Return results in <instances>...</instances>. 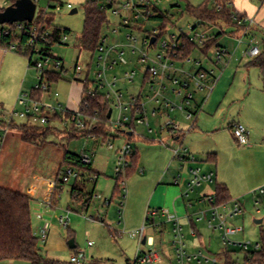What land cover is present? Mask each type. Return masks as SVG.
<instances>
[{
    "label": "rangeland",
    "instance_id": "obj_1",
    "mask_svg": "<svg viewBox=\"0 0 264 264\" xmlns=\"http://www.w3.org/2000/svg\"><path fill=\"white\" fill-rule=\"evenodd\" d=\"M98 1L107 7L109 21L102 29L103 43L115 47L111 58L116 59L123 52L128 61L126 64L119 62L108 69L107 77L112 80L114 77L119 78L117 88L126 95H138L142 90L148 63L141 61L139 52H132L128 35L133 33L138 39L137 46L142 47L146 34L161 27L163 21L140 16L137 20L132 19V22L141 29H130L122 26L124 17L129 14L125 8L127 0ZM206 1L152 0L153 5L172 22L163 34V39L171 34H187L192 26H198L196 30H205L210 36L222 33L218 46L229 51V55L224 57L223 63L219 65L214 63V50L218 46L212 48L208 54L199 48L195 49L190 55V62L175 61L177 67L185 68L194 65L199 67L196 64L199 62L204 68L213 70L214 77H218L211 93L207 89L196 92L193 100L195 104H201L204 98L207 99L203 109L193 119L197 121L195 127L184 137V146L195 152L198 160L195 164L173 160V150L169 144L175 145L176 142L169 139L172 135L163 127L164 123L173 119L181 127L188 129L193 121H188L181 110L168 111L164 106L158 109V115H153V108L159 104L146 97L143 101L146 102L149 126L136 124L135 134L130 138L122 132L115 137L70 138L67 126L62 122L53 121L47 136L32 137L30 141H24L22 136L25 134L21 129L24 121L19 117L11 120L5 132V121L10 119L20 91L31 92L39 83V75L35 65L29 66L27 56L18 50L5 52L4 47L0 46V137H3L0 144V186L25 193L32 198L35 233L39 236L38 231L45 221L46 227L50 229L46 245L39 242L42 252L58 260L59 264H73L71 256L79 251L87 252V261H90L87 264L132 263L139 245L138 238L133 233L143 226L151 199L154 202L150 206L155 207L152 204H158L156 199L159 196L168 200V203L176 199L175 206L178 210L170 204L161 207L182 217L186 250L190 254L201 250L209 256H216L222 263L224 258L221 253L230 250L234 251V258L242 263L247 251L243 247L244 243L250 244V250H253L257 243L263 244L264 194L257 192V189L258 184H261L259 179L264 173V67L249 65L251 59L243 56L247 43L239 44L238 37L230 32L231 27L221 23L198 25V21L188 13L187 5L199 6ZM10 2L11 0H0V8L6 7ZM86 2L87 0L38 2V10L46 9L50 4H62V9L55 11L54 24L69 30L67 42L51 47L52 53L63 59L68 71L63 73L62 80L52 85L45 100L55 105L61 103L72 109L79 107L83 95L82 84L74 81L75 64L79 61L87 68L92 62L91 78H94L99 70L95 64L97 55L91 60L92 54L88 51L81 52L78 46L84 27ZM69 3L73 5V9H77L76 13H72L73 9L66 8ZM256 35L263 49V34L256 30ZM157 48L159 44L153 47L151 54L155 55ZM37 59H40V56L34 54L32 61ZM133 70L137 73L134 81L130 82L125 79V73ZM214 77L208 78L207 82L212 84ZM56 92L59 96L55 95ZM165 92L166 97L170 98L169 90ZM143 94L153 95L148 85L144 86ZM173 99L181 101L175 95ZM116 115L114 113V117ZM240 121L245 122L251 132L261 130L263 135L248 145L240 144L233 131L234 124ZM125 141L130 142L139 155V165L133 174L126 176V189L123 190L119 186L116 188L115 149ZM110 143L114 144L115 149L110 148ZM66 151L77 155L87 152L92 156V163L87 166V174L81 179L80 189L74 192L81 194L79 198L71 194L73 181L62 190L57 185L58 178L66 167ZM212 154L216 155L215 161L209 159ZM191 166H201L203 172L214 170L217 173V181L203 183L189 195L182 197L181 194L188 190V181L184 182L183 179L188 178ZM179 173L182 174V180L176 184L174 177ZM217 182H224L228 186L230 200L222 203L217 201ZM203 193H213L214 204L219 206V212L226 217V227L236 229L228 234L231 241L228 246L223 241L225 229L211 228L207 220L196 222V234H192L193 228L189 219L198 217L202 211H207L210 215L212 208L211 203L199 200ZM236 203L241 205L242 210L234 214ZM38 214L44 219L39 218ZM259 219H262L261 223L256 222ZM63 221H67L68 225L65 226ZM145 234L154 236L159 246L166 245L164 261L160 264H179L173 245L175 238L171 224L166 223L163 232L147 225ZM72 238L76 244L74 249L68 244ZM89 242H92V245L89 246ZM147 249L148 246H141L142 251ZM3 264L29 263L14 261Z\"/></svg>",
    "mask_w": 264,
    "mask_h": 264
},
{
    "label": "built area",
    "instance_id": "obj_2",
    "mask_svg": "<svg viewBox=\"0 0 264 264\" xmlns=\"http://www.w3.org/2000/svg\"><path fill=\"white\" fill-rule=\"evenodd\" d=\"M34 1L37 4V15L40 10H38L39 0ZM228 4L232 5L230 1ZM62 7V4L53 5V7L49 5L44 10L55 12L61 10ZM153 7H155V5H153L152 0H127L125 8L129 14L124 17L122 26L130 29H137V24L132 22V19L137 20L140 16L149 19L150 17L156 16L157 12L153 10ZM66 8L73 9V5L69 3ZM220 8L221 7H219V9ZM115 11L117 12V10ZM234 20L238 26L242 27L241 30H239V44H243L244 42L247 43V47L243 50V56L249 59H254L260 56L262 53L261 43L258 41L256 36L252 35V30L255 25L254 17L241 15L237 12L234 16ZM8 25L9 24L2 25L6 27V29L1 28L0 26V36L3 31L7 30ZM17 28L24 29V22H17ZM196 29L197 26H192L190 32L185 35L190 42L199 46H204L212 36H210L205 30L198 31ZM32 30V38L22 50L25 51L28 47L34 46L35 52L33 55L38 54L40 56V59H37L34 62L39 75V83H37L34 89H36V91H40V96H35L32 92H26L24 90L20 91L17 97L16 106L10 113V119L5 121V132H7L10 122L14 119V117H19L30 125L43 127L50 125L52 123V118L55 115L60 114L63 116L61 122L65 126L71 125L78 133L87 135L92 139H97V134L92 132L97 119L86 115L80 107L86 97H104L106 100L110 101L112 105V114L109 118L110 122L108 124L109 136L115 137L119 134V132L124 134L126 132H130V135H133L135 134L136 124L149 126L146 102L143 101L145 97L148 100H154L155 103L159 104L158 107L153 108V115H158V109H162L164 106V108L168 111H175L178 109L181 110L185 113V117L188 121H193L194 117L203 109L204 103L207 100L204 98L201 104H195V102H193L195 99V93L206 89L209 90V93H211L218 81V77H214L213 70L204 68L201 64H199V62H196L199 67H196L195 65L191 68L177 67L175 61L180 58L179 49L185 45V41L181 39L184 33H180L179 35L171 34L164 39L162 36L160 38L156 37V41L151 44V38L155 37V33H158V29L155 28L152 32H148V34H146L143 41L144 45L142 47L137 46L138 39L134 37L133 33L128 35L131 42L130 46L132 48V52H139L141 61L148 63L144 72L145 76L148 75V79L145 84L143 81L142 90L138 95H126L121 89L117 88L119 78L114 77L112 80L107 77L108 69L111 67L113 68L119 62L126 64L128 61L123 52H121L116 59L111 58V54L115 47L106 46L102 43L97 52L92 55L91 58V60H93L97 55L95 64H97L99 70L95 74L94 78H91L92 62L87 65V68H85V66H83L79 61L74 66V81L81 83L83 86V95L81 97L79 107L77 109H72L61 103L55 105L45 100V96L51 92L52 87L48 83V72L66 73L68 70L65 67L63 59L54 55L52 50L45 51L44 54H41L40 49L35 46L39 33L36 28H33ZM67 40L68 34L65 33L61 36L60 44L67 42ZM157 44H159V48H157L155 55H153L151 54L154 51L153 47H156ZM5 49L7 51L19 50L16 44H12L9 49ZM227 55H229L228 49L218 46L217 49L214 50V63L216 65L223 63L224 57ZM190 61L191 58L188 57L182 62L186 63ZM136 73L137 72L134 70L127 71L125 73V79L133 82L136 77ZM211 77H214L215 79L212 84H209L207 81L208 78ZM88 83L90 85L84 89L85 84ZM145 85H148V88L153 95L143 94V88ZM166 90H169L171 94L180 98L181 101H176L171 97H166ZM55 95L59 96V93L56 92ZM17 106H20V108H17ZM114 113L117 114L115 117ZM66 115H69V117H66ZM163 127L169 130L173 140L176 142L172 147L173 160H177L181 163H197L198 160L196 156L188 147L184 146V137L193 129L194 121L188 129H184L173 119L164 123ZM149 130L151 131L152 129L150 128ZM233 131L240 144H250V130L246 127V125L241 122L235 123ZM2 138L3 137H0V144L2 142ZM109 146L110 148L115 149L114 144L110 143ZM115 150L117 152L116 179L118 180L120 188L125 190L127 184V170L135 150L128 141H125ZM80 160L84 166H89L92 163V156L91 154L84 152L80 155ZM181 167L183 166L181 165ZM86 174L87 171H82L75 165H68L61 172L57 185L59 189L62 190L64 186L69 185L72 181L75 185V183L80 181L82 177H85ZM90 175H92V173H90ZM215 176L216 174L214 170L203 172L201 166H191L188 180V190L185 193V196L193 192L197 186H200L203 183L215 181ZM181 178L182 174L179 173L175 178V183L179 184L180 180H182ZM183 181H185V178ZM73 187L74 186H72V189ZM258 191L260 194H264V186L259 187L257 189V192ZM73 195L74 197L79 198V194L73 193ZM214 198V195L200 197L199 200L201 202L212 204L210 215L207 214V211H202L198 217L191 218V220L194 223L207 220L209 227L225 229L226 234L223 236V241L224 244L228 246L231 242L228 238V234L235 232L236 229H229L226 227V217L224 214L219 212V206L214 204ZM121 204L123 205L124 203L122 202ZM241 210V205L236 203L234 214L241 212ZM158 216L164 219L163 223H157L155 220H152L151 222V219H155ZM38 217L43 218L41 214H38ZM63 223L65 226L68 225L67 221H63ZM165 223L172 225V231L175 238L173 240V245L175 247L176 257L179 264H221L216 256H209L201 250L192 254L188 253L185 243L184 224L182 223L181 217L177 214L170 213L168 209L164 208H149L147 210L143 226L133 233L137 236L139 245L134 261L129 264H160L164 261V252L158 249L155 237L152 235L147 236L145 234V230L147 225L152 226L155 229H160ZM192 234H196L195 228L192 229ZM38 237L43 244L46 243L48 239L47 227H41ZM88 245H92V242H89ZM142 245L148 246V249L146 251H142ZM243 247L245 250L250 251L249 243H244ZM260 247V243H257L253 250H258ZM87 258L88 256L86 251H79L71 256V262L73 264H84L87 261Z\"/></svg>",
    "mask_w": 264,
    "mask_h": 264
},
{
    "label": "trees",
    "instance_id": "obj_3",
    "mask_svg": "<svg viewBox=\"0 0 264 264\" xmlns=\"http://www.w3.org/2000/svg\"><path fill=\"white\" fill-rule=\"evenodd\" d=\"M15 1L16 0H11L10 4ZM210 2V0H207L199 6H193L191 4L187 5L188 13L198 21V25L205 26V24L208 23H213V25L221 23L227 27H235L238 30H241L242 27L238 26L234 20V16L238 11H236L232 5L228 4L229 0H215L214 3ZM50 6L53 7L52 4H50ZM219 7L221 8L219 9ZM4 9L5 7H1L0 11ZM153 10L157 12V15L150 17V19L155 18L163 21L161 27L158 28V33L154 34L155 37L160 38L167 32L168 25H172V22H170L167 15L159 11L156 6L153 7ZM55 14L56 13L53 11L40 9L34 21L24 22V29H18L17 23L9 24L6 30L7 32L3 31L0 36V46L9 49L12 44H16L19 48L18 51L28 57L29 66L34 65L35 63L32 61V55L35 52V47H28L25 51L22 50L32 38L33 28H36L39 33L35 46L40 49L41 54H44L45 51L52 50V46L60 44L61 36L65 33H69V30L63 29L54 24ZM106 24H109L107 7L101 4L98 0H87L85 4L84 27L78 45L81 52L88 51L92 55L97 52L99 46L103 43L102 29ZM1 28L6 29L4 26H1ZM138 29H141L140 26ZM221 36L222 33L212 36L204 46H199L190 42L186 35L183 34L181 39L185 41V45L179 49L180 58L178 60H185L190 57L195 49L198 48L203 50L205 54H208L212 48L218 46V41ZM262 43L263 52L260 56L250 60L249 65L252 64L258 65L262 68L264 67V33ZM62 79V72H48V83L50 86ZM144 79L145 84L148 75H146ZM89 85V83L85 84L84 89ZM31 92L35 96H40V91H36L34 88ZM80 107L86 115L97 119L92 132L97 134L98 137H108V124L110 122L108 113L112 108L110 101L106 100L104 97H86ZM66 117H69V115H66ZM62 118L63 116L60 114L55 115L52 118V122H61ZM21 129L24 130L25 134L22 136V140L30 141L32 137L47 136L50 132L51 124L40 127L23 122L21 124ZM67 129H69L70 138L87 136L78 133L71 125H67ZM125 134L128 135L129 138L133 136L130 135V132H126ZM214 157H216V155L212 154L209 159L212 160ZM64 162L66 166L75 165L82 171L88 169L87 166H84L81 163L80 155L69 151H66ZM138 165L139 155L135 152L131 157V162L127 170L128 177L138 169ZM118 186L119 184L117 180L116 188L120 187ZM77 189L80 188L79 185L75 183L72 189V194ZM80 195L81 194H79V196ZM215 197L217 201L221 203L231 199L230 190L225 183H216ZM31 201L32 198L25 193L0 186V264L3 262L14 261H22L29 264H59L58 260L52 259L42 252L39 237L33 229ZM191 223L192 227L195 228V223L192 220ZM262 240L263 244L260 243V249L246 251L242 263L234 258V251H223L221 255L224 260L221 264H264V234L262 235Z\"/></svg>",
    "mask_w": 264,
    "mask_h": 264
},
{
    "label": "crops",
    "instance_id": "obj_4",
    "mask_svg": "<svg viewBox=\"0 0 264 264\" xmlns=\"http://www.w3.org/2000/svg\"><path fill=\"white\" fill-rule=\"evenodd\" d=\"M230 2H231V4H232V6L235 8V10L236 11H238L239 13H241V14H244V15H248V16H251V17H254V19H255V25H254V27H253V30H252V35H254V36H256L257 37V35H256V30H258V31H261L262 32V34L264 33V0H229ZM8 5H10V3H8L7 4V6ZM233 35H235L236 37H238L239 36V30L237 29V28H235V27H232V30L230 31ZM263 37V36H262ZM4 50H5V52H7V50L4 48ZM262 51H263V49H262ZM252 60V59H251ZM173 94H170V97L171 98H173ZM176 101H179V100H176ZM197 104V103H196ZM1 121V120H0ZM241 122V121H240ZM196 123H197V121H195L194 120V127H195V125H196ZM241 123H243L244 125H246V127L250 130V128L248 127V125L245 123V122H241ZM193 127V128H194ZM170 134V133H169ZM261 134L263 135V133H262V131L260 130V131H256V132H251V130H250V143H251V141H255V140H257V138H259V136H261ZM134 135V134H133ZM171 135V134H170ZM170 140H172L173 139V137L171 136L170 138H169ZM174 141V140H173ZM172 142V141H171ZM173 143V142H172ZM169 145H171L170 147L172 148L173 147V145L174 144H169ZM189 149H190V151L195 155V152H194V150H192L190 147H189ZM196 156V155H195ZM197 158V157H196ZM217 158L216 157H214V158H212V160H216ZM206 171H213V170H206ZM215 174H216V176H215V181H217V173L215 172ZM99 177V176H98ZM174 178H176V176L174 177ZM188 178H189V174H188ZM188 178H186L185 177V181L184 182H186V181H188L189 179ZM259 183H261V184H258V186L260 187V186H262V185H264V173H263V175L261 176V178L259 179ZM80 183H81V180L79 181V182H77V185H80ZM219 183H224V182H219ZM185 186V183H183V187ZM81 187V186H80ZM180 190V189H179ZM71 191H72V189H71ZM70 191V192H71ZM158 193V192H157ZM157 193H155V195L157 194ZM180 193H181V191H180ZM71 194H72V192H71ZM73 195V194H72ZM206 195H213V193H203V195H201L200 197H203V196H206ZM181 196L182 197H185V194L184 193H182L181 194ZM76 198V197H75ZM157 201H156V203H158V204H152L153 206H155V207H151L150 206V204L152 203V202H154L153 201V199H151V202H150V204H148V206H147V210L149 209V208H162L161 206H164V204H170V206H173L174 205V207L176 208V206H175V203H176V199H175V201L173 200V201H171L170 203H168V200H166L164 197H162V196H159V198L158 199H156ZM190 200V199H189ZM144 209H145V207L143 208V213H144ZM177 209V208H176ZM147 210H146V212L145 213H147ZM178 210V209H177ZM186 210H188V207H187V205H186ZM177 214V213H176ZM188 217H190V216H188ZM146 218V217H145ZM41 219H44V218H41ZM152 220H155L157 223H163L164 222V219L162 218V217H156L155 219L153 218ZM181 220H182V217H181ZM190 221V224H191V226H192V223H191V218L189 219ZM44 221V220H43ZM183 223V222H182ZM42 226H45L46 227V221L45 222H43L42 223V225L40 226V229H41V227ZM150 228L151 229H155V228H153L152 226H150ZM193 228V227H192ZM48 229V228H47ZM166 229V223L165 224H163L162 225V227L160 228V230H161V232H163L164 230ZM136 230H138V229H136ZM135 230V231H136ZM157 230V229H156ZM195 230H196V223H195ZM38 233H40V230L38 231ZM49 234H50V229H48V236H49ZM37 235V234H36ZM74 242H75V239H74ZM46 243H47V241H46ZM46 243H45V245H46ZM156 244H157V242H156ZM76 245V244H75ZM157 247H158V249H160V250H162L164 253L166 252V245L165 246H159L158 244H157ZM74 248H76V246L74 247ZM74 248H71V249H74ZM48 256V255H47ZM88 262H90V261H86L84 264H87ZM3 263H5V262H3ZM3 263H1V264H3ZM7 263V262H6ZM9 263V262H8Z\"/></svg>",
    "mask_w": 264,
    "mask_h": 264
},
{
    "label": "water",
    "instance_id": "obj_5",
    "mask_svg": "<svg viewBox=\"0 0 264 264\" xmlns=\"http://www.w3.org/2000/svg\"><path fill=\"white\" fill-rule=\"evenodd\" d=\"M37 12V4L34 0H16L14 3L5 7L0 11V26L5 24H14L17 22H32L35 19ZM77 9H73L72 13H76ZM156 41V37L151 38V44ZM112 108L109 110L108 118L111 117ZM1 120V119H0ZM261 223L262 219L256 220ZM145 242V241H144ZM70 248H74V238L68 242ZM111 264V263H107Z\"/></svg>",
    "mask_w": 264,
    "mask_h": 264
}]
</instances>
